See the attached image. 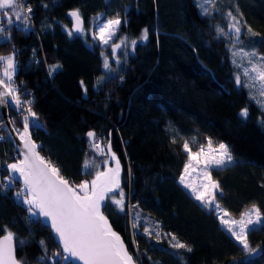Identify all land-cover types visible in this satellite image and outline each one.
I'll return each instance as SVG.
<instances>
[{
  "label": "trees",
  "instance_id": "trees-1",
  "mask_svg": "<svg viewBox=\"0 0 264 264\" xmlns=\"http://www.w3.org/2000/svg\"><path fill=\"white\" fill-rule=\"evenodd\" d=\"M218 1V14L202 16L195 0H25L32 8L30 31L13 25L5 33L10 42L0 37V55L11 54L13 47L18 53L14 80L21 92L29 94L23 98L33 101L43 125L30 129L42 156L78 184L94 176V172L84 173L86 158L101 164L107 159L106 154L92 150L86 133L96 132L105 149L111 141L121 161V187L127 199L124 212L109 204L104 211L129 251L134 256L139 252L140 264H264V255L249 259L221 230L215 215L198 206L177 184L186 161L183 139L195 136L224 142L236 163L212 171L223 191L219 203L235 218L252 204L264 212V124L260 123L264 112L237 86L238 71L231 63L228 43L216 32L224 12L242 15V23L260 34L249 38L248 44L264 55V0ZM75 9L87 31L98 14L105 20L120 14L127 23L121 25L119 37L130 42L147 28L149 38L134 52L131 49L121 66L111 64L107 75L93 37L68 35L67 15ZM53 64L62 67L50 76ZM102 76L106 78L94 87ZM81 81L87 86V96ZM244 108L249 112L246 120L240 116ZM9 114L19 130L22 116ZM169 128L180 132L176 143ZM0 136V165L6 169L18 157L1 126ZM0 177H7V171L0 170ZM19 188L16 184L0 192V235L7 228L17 239L27 240L16 251L18 260L52 264L39 258L51 256L59 246L47 227L28 222L27 206L15 198ZM132 205L142 210L148 226L159 222L162 235H176L192 251L170 248V236L159 243L154 234L149 239L143 235V226L133 230ZM41 240L46 242L47 254ZM249 243L253 249H264V230L252 233Z\"/></svg>",
  "mask_w": 264,
  "mask_h": 264
},
{
  "label": "snow or ice",
  "instance_id": "snow-or-ice-1",
  "mask_svg": "<svg viewBox=\"0 0 264 264\" xmlns=\"http://www.w3.org/2000/svg\"><path fill=\"white\" fill-rule=\"evenodd\" d=\"M216 0H197L202 16H211L212 10L208 5L215 7ZM47 7V5H45ZM237 13L239 9L237 8ZM31 6L26 5L25 0H0V16L7 18L8 27L0 26V37L4 42H10V35H5L11 31L15 25L21 31H30ZM73 19L72 29L67 30L70 37L82 34L84 24L81 13L78 9L68 13ZM14 17V19H13ZM96 30L93 32V39L99 41L100 46L111 47V57L119 63L118 55L120 50H124L127 55L128 45L134 52L138 44L146 42L149 38V30H142L139 39L130 42L127 37L118 36L122 24L127 20L122 19L120 14L113 18L102 20L101 15L95 18ZM228 31L220 25L216 26L217 37H226L233 41V48L241 42L244 34L242 28L247 29L250 38L259 37V33L252 30L246 23H242L243 17L234 15L231 11L227 13ZM231 33L232 35H229ZM119 39V42H115ZM254 45L256 40H252ZM239 54L246 59L247 65L238 63L235 59L233 64L242 68V73L235 77L238 87L249 89L250 98L256 100L264 112V99H257V94L264 97V55L259 54L254 47L251 51L241 47ZM13 51L9 55H0V107L14 106L16 111L22 116L23 131H17L19 139L23 144L20 155L23 159L7 163L6 169L0 165V170L8 172L7 177H0V192H7L15 187L16 183L22 181L21 187L15 192L16 200L27 206L29 223H40L42 227H50L52 239L58 244L59 249L53 251L51 256H41L40 262L52 261V264H140L139 252L134 256L128 249L122 237L113 230L105 209L111 201L119 212L125 211L126 194L121 187V161L115 152L112 151L111 141H108L107 148L103 142L97 139V133L88 131L90 146L97 155H107L109 159L99 163L94 159H85L83 170L85 175L94 176L89 180H82L76 184L67 179L61 169L51 160L41 155V146L36 144L30 135V129L37 130L43 128L39 122L38 114L33 110V101L25 99L29 95L27 91L21 92L15 85V74L17 71L16 56ZM237 51H233V57L237 56ZM103 68L106 73L112 71L109 56L103 51ZM61 65H49V75L53 76L61 69ZM106 77L97 78V87ZM81 88L87 96V86L84 81L80 82ZM242 120L249 117L247 108L240 112ZM15 124L14 120L10 121ZM264 124V120L260 121ZM3 126V121H0ZM174 132L172 143H176V137L180 135L179 130L169 128ZM111 134L109 133V136ZM3 139V137H0ZM198 143L197 138L192 137L191 141L185 139L182 145L183 151L187 154L188 160L184 164L183 172L180 175L179 183L187 189L191 196L209 213L215 212L222 228L229 234L240 250L249 254V259L255 256L264 255V249H253L249 243V236L252 233L264 230V212L252 204L250 208L241 211L239 218H235L232 213L223 208L218 197L223 195V191L218 181L212 176L213 169L226 170L234 166L236 161L232 151L224 142L213 145L211 138H207V147L203 144L197 151L192 148ZM197 173V182H193L190 177ZM264 186V185H262ZM118 193L119 198H116ZM138 205H132L130 211L135 212L131 227L138 230L143 226V235L149 239L153 234L159 243L164 237L170 236L168 241L172 249H184L191 252L192 248L172 233H164L159 222L155 227L148 226L147 217L141 216L142 210ZM4 235H0V264H26L25 260L16 258V251L23 247L27 240L17 239L16 234L7 228ZM135 236V231H134ZM41 248L47 254L46 242L41 240ZM136 245V240L133 239ZM182 259V257H181ZM159 264V262H156ZM247 264V261L245 262Z\"/></svg>",
  "mask_w": 264,
  "mask_h": 264
},
{
  "label": "rangeland",
  "instance_id": "rangeland-1",
  "mask_svg": "<svg viewBox=\"0 0 264 264\" xmlns=\"http://www.w3.org/2000/svg\"><path fill=\"white\" fill-rule=\"evenodd\" d=\"M218 0H216V2H217ZM219 2V1H218ZM195 3H196V6H197V8L199 9V11H200V13H201V10H200V8L198 7V4H197V0H195ZM208 7L212 10V13L214 12L215 14H218V9H217V5H215V7L213 8V6L212 5H208ZM227 13L228 12H224V14H223V16L221 17V19H222V25H221V27H223L224 29H225V31H228V20H227ZM13 19H14V17H13ZM102 20H105V19H102ZM0 23H2L3 24V26H4V24H6L7 25V18H4L3 16H0ZM95 25H96V20H93L92 21V23H91V27H90V29L87 31L86 29H84V32L81 34L83 37L84 36H86L87 35V33H89L90 35H91V37H93V32L96 30V28H95ZM242 32L244 33L242 36H241V42H239V43H237V45H236V48H233V41H231V40H229L228 38H226V37H224L225 38V40H226V42L228 43V47H229V52H230V58H231V63H232V65L236 68V70L238 71V73H242V68H238V67H236V65H234L233 64V60L235 59L238 63H242V64H244L245 66L247 65V61H246V59L245 58H243L240 54H239V52H238V49L239 48H241V47H243V48H245L246 50H249V51H251L252 50V48H251V46L248 44V39L250 38V36H249V34H247V31H245L243 28H242ZM229 35H232L231 33H229ZM120 38H123V37H120ZM94 40V39H93ZM96 43H97V45H98V47L101 49V52L103 51L105 54H107L108 56H109V60H110V64H112L113 66H116V67H119V66H121L122 65V63H123V61L125 60V58H126V56L130 53V51H131V45H130V43H129V45H128V49H127V55H125L124 54V50L122 49V50H120V53H119V55H118V60H119V63H117L116 62V60H114L112 57H111V55H110V53H111V47L110 46H108V47H104V48H102L101 46H100V43H99V41H98V39L97 40H94ZM115 42H119V39H117ZM233 51H237V56H235V57H233V55H232V52ZM101 67H102V71L105 73V74H107L108 75V73H106L105 72V69L103 68V57H102V55H101ZM236 81V80H235ZM242 88H244L246 91H247V93L249 94V89L248 88H246V87H242ZM250 96V95H249ZM257 99H264V97H260L258 94H257ZM253 100V99H252ZM254 101V103L257 105V107L261 110V107H260V105L256 102V100H253ZM15 114H16V112H15ZM1 118V117H0ZM10 120H11V118H10ZM1 121H2V119H1ZM12 126H13V124H12ZM2 127V129L3 130H5L4 129V124H3V126H1ZM14 127V126H13ZM16 129V128H15ZM19 131H21V127H20V129H19ZM6 132V131H5ZM17 132V131H16ZM18 133V132H17ZM1 137V136H0ZM186 139H188L189 141H191V139L192 138H186ZM184 140L185 139H183V142H184ZM197 141H198V143L196 144V145H194L193 146V148H192V150L193 151H197L198 149H199V146L201 145V144H203L205 147H207V139H202V138H197ZM183 142H182V145H183ZM219 143H216V142H213V145L215 146V145H218ZM184 152V151H183ZM185 153V152H184ZM186 154V153H185ZM187 160H188V156H187V154H186V161H185V163L187 162ZM184 163V164H185ZM183 169H184V165H183V168H182V171H181V173L183 172ZM213 170H217V169H213ZM95 170H93V172H94ZM181 175V174H180ZM179 178H180V176H179ZM179 178H178V180H177V184H178V186L184 191V193L190 198V199H192L198 206H200V207H202L200 204H199V202H197L192 196H191V194H190V192L187 190V189H185L184 187H183V185H181L180 183H179ZM92 179V178H91ZM90 179V180H91ZM190 179L193 181V182H197V173H193L192 174V176L190 177ZM89 180V181H90ZM116 198L118 199L119 198V195H118V193H116ZM108 204L111 206V207H113L114 208V210L115 211H118L117 209H116V207H115V205H113L112 203H111V201H109L108 202ZM203 208V207H202ZM250 208V207H249ZM206 210V209H205ZM207 211V210H206ZM119 212V211H118ZM214 215H215V217H216V219H217V214L215 213V212H212ZM239 218V217H238ZM217 222H218V225H219V227L221 228V230L222 231H224V232H226L223 228H222V226L220 225V222H219V220L217 219ZM228 236H229V234H227ZM233 240V239H232ZM236 243V242H235ZM245 255L246 256H249V254H246L245 253Z\"/></svg>",
  "mask_w": 264,
  "mask_h": 264
},
{
  "label": "water",
  "instance_id": "water-1",
  "mask_svg": "<svg viewBox=\"0 0 264 264\" xmlns=\"http://www.w3.org/2000/svg\"><path fill=\"white\" fill-rule=\"evenodd\" d=\"M67 17H68L69 22L71 23V28L70 29H72L73 19L69 15H67ZM10 111L15 114V112H16L15 107L11 106V105L9 107H0V117H1V119L3 121L4 129L6 131L8 140L11 143V145L13 146L18 159H23V156L20 155V152L23 149V144H22V142L19 139L18 133L16 131H13L14 127L12 126V123L10 122L11 121L10 120V114H9ZM20 126H21V131H23V124H21ZM107 159H109L108 156H107ZM7 176H8V172H7ZM16 184L21 187L22 181H19ZM47 228L49 229V231L51 233L50 227H47ZM51 235H52V233H51Z\"/></svg>",
  "mask_w": 264,
  "mask_h": 264
},
{
  "label": "built area",
  "instance_id": "built-area-1",
  "mask_svg": "<svg viewBox=\"0 0 264 264\" xmlns=\"http://www.w3.org/2000/svg\"><path fill=\"white\" fill-rule=\"evenodd\" d=\"M0 26H3V24L2 23H0ZM4 27V26H3ZM15 85H16V83H15ZM16 113H18L17 111H16ZM19 114V113H18Z\"/></svg>",
  "mask_w": 264,
  "mask_h": 264
},
{
  "label": "bare ground",
  "instance_id": "bare-ground-1",
  "mask_svg": "<svg viewBox=\"0 0 264 264\" xmlns=\"http://www.w3.org/2000/svg\"><path fill=\"white\" fill-rule=\"evenodd\" d=\"M36 34V33H35Z\"/></svg>",
  "mask_w": 264,
  "mask_h": 264
}]
</instances>
